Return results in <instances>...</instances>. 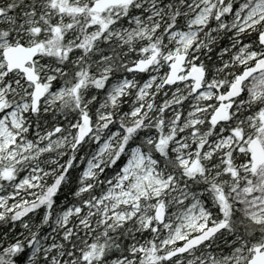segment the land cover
Wrapping results in <instances>:
<instances>
[{
  "label": "trees",
  "instance_id": "16d2710c",
  "mask_svg": "<svg viewBox=\"0 0 264 264\" xmlns=\"http://www.w3.org/2000/svg\"><path fill=\"white\" fill-rule=\"evenodd\" d=\"M96 1V0H94ZM153 2L150 6L148 3ZM93 4V3H92ZM91 2L85 0H0L3 16L0 18V42L14 43L17 39L23 45H28L31 39L42 43L44 48L38 59L53 68H59L61 74L50 84L49 93L67 85L69 92L47 111L39 109L36 113L26 115L27 135L24 140L35 142L40 135L46 137V142L54 137L78 130L83 117L94 122L96 111L105 99L109 87L121 79H133L139 85L146 82L150 71L144 74L133 73L130 69L139 60L145 58L152 51L164 53L169 43L170 35L183 29L187 25L184 14L192 5V0H131L128 6L117 8L103 14L92 12ZM121 12L114 15L115 12ZM191 17V16H190ZM61 22L58 23V19ZM106 19V28L99 19ZM141 18L151 24L154 30L151 37L133 44L121 43L117 38H108V31H117L130 27L131 22ZM216 16L210 22L209 28L215 27ZM56 42L50 44L45 31L56 30ZM260 31L255 32L251 39L245 36L238 45L254 41L258 43ZM214 43L204 44L198 51L200 62L206 71L207 81L213 72L223 66L219 53L230 47V36L226 30L214 34ZM205 39V36H204ZM228 58V55L225 56ZM199 62H196V64ZM243 66H235L222 70L223 83L214 88L222 92L228 84L242 71ZM227 75V76H226ZM15 74H7L5 83H13ZM42 78V77H41ZM44 82V80L42 79ZM25 83V80L23 79ZM170 88V87H169ZM174 87H171L172 90ZM192 95V94H191ZM190 95V97H191ZM244 99V93L238 101ZM9 109L14 106L15 95L8 94ZM31 101V97L28 98ZM162 97L156 96V114H161L155 121L144 119L132 123L129 115L132 112L131 97H123L117 104L109 107L113 119L103 129L98 131L118 132L113 148L101 158L100 166L94 176L83 185V170L89 159L96 155L104 137L99 133L93 139H87L82 145L64 153L62 156L53 153L48 157L58 159V163L50 167L51 173L42 178L38 188L39 193L29 199L23 207L15 209L0 221V264H30L38 240L49 236L58 215L71 205H81L83 201L90 203L93 199L106 193L110 182L121 172L127 162L130 151L142 144L144 137L159 136L160 128L173 118L171 113L184 107L188 100L175 101L171 105L162 107ZM214 102H216L214 100ZM257 112L252 104L235 106L229 120L219 127H213L208 121L205 128L216 133L222 127L231 133L236 142L228 149L226 158L219 163L217 157L204 164L194 173L179 166L171 155L170 148L159 151L152 146L155 159L162 166L167 161L166 170L179 179V186L193 194H202V200L218 223H223V231L214 236L202 247L194 250L195 264H209L204 261L205 253H210L213 259L226 258L233 252L243 250L247 253V264L257 248L264 245V225H256L238 210L227 199L232 191L228 184L232 178L233 166H243L250 161L247 144L244 143L245 126L243 123ZM126 115V118L124 117ZM182 118L184 114L181 113ZM124 118H120V117ZM181 118V116H180ZM177 119L179 125L182 121ZM170 120V121H172ZM212 139V136H210ZM23 139H19L22 143ZM228 161V162H227ZM232 162V163H231ZM218 166V167H216ZM215 167L211 173L223 172L217 181L208 178L207 169ZM48 168V167H47ZM237 174H246L245 170H235ZM242 171V172H240ZM251 173V168H246ZM177 179V180H178ZM7 184L6 178L0 183V191ZM87 189L82 191L83 187ZM34 191H29L32 193ZM162 223L137 232V227L125 225L118 229H107L94 225L89 229L75 228L67 240L61 239L65 256L74 260L72 264H99L113 258L127 257L134 260L133 264H177L178 260L187 259L188 255L169 260L167 252L160 249L159 239L162 237ZM145 243V252L131 254L130 243ZM180 245V244H179ZM36 263L42 260V253L35 254Z\"/></svg>",
  "mask_w": 264,
  "mask_h": 264
},
{
  "label": "rangeland",
  "instance_id": "374dc122",
  "mask_svg": "<svg viewBox=\"0 0 264 264\" xmlns=\"http://www.w3.org/2000/svg\"><path fill=\"white\" fill-rule=\"evenodd\" d=\"M89 2L92 4L94 0ZM148 4L151 6L153 2ZM120 13V11L115 12L114 15ZM184 16L187 17V25L170 35L167 50L159 56L156 66L150 70L148 80L140 85L133 79L117 80L109 87L105 99L96 111L94 122L89 119L90 133L87 139L95 138L98 133L104 139L96 155L85 165L82 174L83 185L84 181L94 176L100 166L101 158L116 142L118 132L110 133L103 130L97 132V130L105 128L113 119L109 107L117 104L121 98L132 99V112L129 115L132 123L144 119L156 121L160 117L161 114L155 113L157 110L155 99L158 94L163 99L162 107L187 99L188 102L184 107L171 113L173 118L177 119L180 116L182 118L181 113H183L184 118L182 121L180 118L181 123L178 125L177 119L174 122L169 118L160 128L161 134L158 137L157 135L144 137L143 145L139 144L130 151L125 166L110 182L106 193L101 197L93 199L90 203L83 201L81 205L66 207L58 215L52 233L36 242L30 264H72L74 260L71 262L68 260L71 254L65 256L61 239L67 240L76 227L89 229L98 225L115 230L131 225L137 227L138 232L140 229L146 230L157 224L156 212L159 207L165 210L159 246L167 253L178 244L218 223L206 206V202L202 200L204 195L190 193L189 190L179 186V179L166 170L167 161L164 160L165 166H162L155 159L152 146L159 151L170 148L171 155L184 169H189L194 160H198L201 171L202 166L212 161L214 157H217L219 163L226 158L228 149L236 142L235 137L224 127L216 133L209 132L205 128L208 121L210 122L211 114L218 107L216 103H212L219 94L214 88L219 87L224 81L221 77L222 70L235 66L246 68L264 56L262 46L254 41L238 45L242 41L241 37L245 36L249 40L255 32H262L264 0L223 2L192 0V5ZM214 16L217 25L209 28ZM148 19L151 20V18L146 20L138 18L131 22L130 27L117 31L107 30V36L109 39L117 38L123 45L146 41L154 30V27L147 23ZM99 21L106 22V19L100 18ZM60 22L61 18L58 19V23ZM219 29L226 30V34L230 36L229 49L219 53L223 66L213 72L200 93H195L194 84L187 81L185 75L195 67L204 69L198 51L202 45L207 44L205 42L214 43V39H217L214 38V34L218 33ZM44 34L47 35L50 44L56 42L57 29L45 31ZM35 43L36 40L31 39L28 46ZM19 44H21L19 39L14 43L0 42V101L6 100L8 94H14L16 99L13 101L14 107L0 118V183L4 177L7 181L5 188L0 191V221L13 210L23 207L30 198L39 193L38 188L42 178L52 172L50 167L58 163V159L47 160L48 157L44 156L53 153L62 156L74 148L78 136V132L72 133L71 128L68 132L47 142L46 137L40 135L35 142L24 140V135H27L28 131L26 115L31 111V101L28 98L32 95V86L24 83V77L19 73H14L12 84L5 83L8 73L2 54L4 49ZM153 53H149L144 59ZM182 53L189 56L188 62L182 70L181 80L171 90V86L164 87L169 73L167 68L172 63V57ZM226 55L228 58H225ZM42 61L43 58H40L35 62L36 69L49 89L50 84L59 74L62 77L64 73H61L59 68H53ZM233 82L234 80L228 84V87ZM68 92L67 85L51 91L40 108L47 111ZM249 103L257 107V112L243 123L245 136L242 139L248 144L251 139L257 138L264 144V72L254 76L246 84L244 99L237 101L234 106ZM124 117L126 118V115ZM19 139H23L22 143ZM233 164V174L228 184L232 191L228 193L227 199L251 222L259 226L264 225V167L249 173L246 168H250V162H246L242 167ZM214 170L215 167L207 169L208 178L212 182L223 175L222 171L218 174L211 173ZM235 170H245L246 174H237ZM86 189L87 187L84 186L82 191ZM29 191L34 192L28 193ZM144 245L145 243L131 242L129 250L131 254H144ZM39 251L42 253V260L36 263L34 257ZM195 253H189L187 259L178 260L177 264H195L198 260ZM246 256L247 253L243 250L233 252L229 257L216 259H213L210 253H205L204 261H209V264H238L243 263ZM133 262L131 258L120 257L99 264H133Z\"/></svg>",
  "mask_w": 264,
  "mask_h": 264
},
{
  "label": "water",
  "instance_id": "95a60500",
  "mask_svg": "<svg viewBox=\"0 0 264 264\" xmlns=\"http://www.w3.org/2000/svg\"><path fill=\"white\" fill-rule=\"evenodd\" d=\"M225 1V0H223ZM130 0H98L92 7L94 13L102 14L106 10L115 8L122 5H127ZM3 16V11L0 9V18ZM259 43L264 48V30L259 36ZM43 45L37 44L33 46H25L22 44L16 46H10L3 51V58L7 65V71L9 73L18 71L23 74L25 80L33 86L32 92V112H36L41 105V102L46 98L48 89L46 85L41 81L39 74L36 72L35 60L40 54ZM159 56V52L156 51L152 56L147 59L138 61L131 67V71L135 73H143L150 69L156 59ZM174 63L170 67L168 78L165 82L166 85H174L177 83L184 64L187 61L185 54H180L172 58ZM264 72V57L257 60L255 64L245 69L230 86L228 91L224 94H220L218 100L220 106L215 111L212 117V124L218 126L224 123L230 114L233 107V102L239 99L243 93V88L247 82H249L254 76ZM186 79L194 82V89L196 93H200L203 90V84L205 82V72L199 67L192 69L187 75ZM5 106L4 102H0V111ZM89 120L84 117L79 129L78 137L75 147L80 146L86 140L89 135ZM248 149L251 153L252 160V172H255L258 168L264 166V145L259 139H252L248 144ZM198 160H195L190 168L192 172H195L198 168ZM158 222H162L164 218V208L160 207L156 213ZM224 224L219 223L204 232L191 237L186 240L180 247L170 252L168 259L172 260L181 257L191 251L201 247L209 242L214 236L223 231ZM248 264H264V246L263 248L256 249L252 258Z\"/></svg>",
  "mask_w": 264,
  "mask_h": 264
},
{
  "label": "flooded vegetation",
  "instance_id": "af4514ba",
  "mask_svg": "<svg viewBox=\"0 0 264 264\" xmlns=\"http://www.w3.org/2000/svg\"><path fill=\"white\" fill-rule=\"evenodd\" d=\"M125 6H128V5H122V6H118V7H115V8H111V9H108L107 11H105L104 13H102V14H97V13H95L96 15H99V16H102L103 14H105V13H108L109 11H111V10H114V9H117V8H121V7H125ZM103 22V29H105L106 28V26H107V24L104 22V21H102ZM40 44V43H39ZM43 48H44V46H43ZM43 48H42V50H43ZM156 51H158V50H156ZM159 52V56L162 54L160 51H158ZM182 54H185L186 56H187V61H186V63L188 62V58H189V56L186 54V53H182ZM177 55H180V54H177ZM177 55H175V56H177ZM159 56H158V58H159ZM158 58H157V60H158ZM157 60L154 62V64H153V66H152V68L154 67V66H156V64H157ZM171 61H172V63H171V65L174 63V60H172L171 59ZM186 63L184 64V66L186 65ZM171 65H170V67H171ZM254 65V62L250 65V67H252ZM170 67H168L167 68V70H169L170 71ZM152 68H150L149 70H147V71H150ZM146 72V71H145ZM145 72H143V73H139V74H144ZM13 73H18V72H12V73H9V74H13ZM169 74V73H168ZM182 75V71H181V74H180V76ZM179 76V77H180ZM206 76V75H205ZM207 79V78H206ZM167 80V79H166ZM180 80H181V78H180ZM166 82V81H165ZM25 83H27L26 81H25ZM28 84V83H27ZM173 87V85L172 84H170V85H166L165 83H164V87ZM168 87V88H169ZM216 102H212V103H216L217 105H218V107L220 106V102H219V100H215ZM0 102H4L5 103V106L1 109V111H0V118L4 115V114H6L7 112H8V109H9V106H8V101L7 100H3V101H0ZM217 107V108H218ZM216 110V109H215ZM215 110L213 111V113L211 114V117H210V121L212 120V116H213V114L215 113ZM250 154V153H249ZM250 161H251V154H250ZM2 190V189H1Z\"/></svg>",
  "mask_w": 264,
  "mask_h": 264
}]
</instances>
